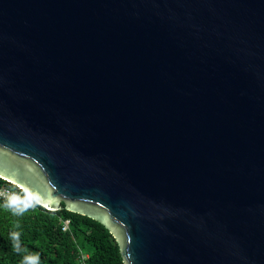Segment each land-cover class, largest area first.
Wrapping results in <instances>:
<instances>
[{"label": "water", "instance_id": "95a60500", "mask_svg": "<svg viewBox=\"0 0 264 264\" xmlns=\"http://www.w3.org/2000/svg\"><path fill=\"white\" fill-rule=\"evenodd\" d=\"M0 178L124 264H264V0H0Z\"/></svg>", "mask_w": 264, "mask_h": 264}, {"label": "trees", "instance_id": "16d2710c", "mask_svg": "<svg viewBox=\"0 0 264 264\" xmlns=\"http://www.w3.org/2000/svg\"><path fill=\"white\" fill-rule=\"evenodd\" d=\"M0 188L22 192L31 205L14 215V209L5 206L9 200L0 197V264H25L29 256H38L39 264H124L118 243L100 222L64 204L49 211L1 178ZM11 233H19L18 248Z\"/></svg>", "mask_w": 264, "mask_h": 264}, {"label": "clouds", "instance_id": "9594fccd", "mask_svg": "<svg viewBox=\"0 0 264 264\" xmlns=\"http://www.w3.org/2000/svg\"><path fill=\"white\" fill-rule=\"evenodd\" d=\"M17 201L16 200H9L6 203V207L9 208H13V214L17 215V214H23V212L27 209V206H25L24 208H20V209H15V205H16ZM11 238L14 241V247L18 248L19 244V233H11ZM25 264H39V257L38 256H29L25 258Z\"/></svg>", "mask_w": 264, "mask_h": 264}, {"label": "built area", "instance_id": "2783aa9c", "mask_svg": "<svg viewBox=\"0 0 264 264\" xmlns=\"http://www.w3.org/2000/svg\"><path fill=\"white\" fill-rule=\"evenodd\" d=\"M0 197L7 200H16L18 205L30 207L29 200L23 195L22 192H15L9 188H0Z\"/></svg>", "mask_w": 264, "mask_h": 264}]
</instances>
